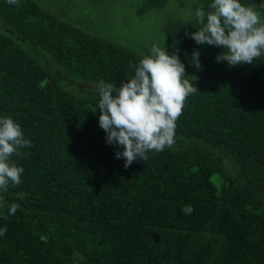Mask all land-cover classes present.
I'll return each instance as SVG.
<instances>
[{
    "label": "trees",
    "instance_id": "trees-1",
    "mask_svg": "<svg viewBox=\"0 0 264 264\" xmlns=\"http://www.w3.org/2000/svg\"><path fill=\"white\" fill-rule=\"evenodd\" d=\"M198 2L211 10L213 0ZM240 2L264 15V0ZM199 27L196 18L164 26L160 47L179 49L198 90L174 143L125 169L99 127L96 85L130 79L151 47L87 34L34 0H0V117L32 141L11 157L21 184L0 193V264H264V54L217 63L222 46L185 35ZM194 49L202 69L190 63Z\"/></svg>",
    "mask_w": 264,
    "mask_h": 264
},
{
    "label": "clouds",
    "instance_id": "clouds-1",
    "mask_svg": "<svg viewBox=\"0 0 264 264\" xmlns=\"http://www.w3.org/2000/svg\"><path fill=\"white\" fill-rule=\"evenodd\" d=\"M208 8V12L203 7L196 10L200 27L185 35L197 45L222 46L224 51L217 55V63L227 62L230 67L253 64L264 54V22L254 6L240 0H213ZM200 56V51L194 49L190 57L197 69H202ZM130 67L135 68L134 75L119 85L103 80L96 85L99 127L106 133V143L117 146L116 158L124 160L125 169L138 160L146 161L150 151L162 152L174 143L176 122L185 100L198 90L187 78L179 49L170 52L153 44L150 53ZM31 146L20 123L11 116L0 117V193L21 184L24 168L11 157ZM25 195L18 193L16 199L23 200ZM19 207L17 203L8 205L9 214L14 215ZM182 211L190 215L194 208L186 205ZM6 231L0 228V236Z\"/></svg>",
    "mask_w": 264,
    "mask_h": 264
},
{
    "label": "rangeland",
    "instance_id": "rangeland-1",
    "mask_svg": "<svg viewBox=\"0 0 264 264\" xmlns=\"http://www.w3.org/2000/svg\"><path fill=\"white\" fill-rule=\"evenodd\" d=\"M34 1L83 32L136 52L153 44L160 46L165 38L164 26L176 18H196L199 3V0H169L161 8H146L145 0ZM259 14L264 22V15ZM36 56L44 57L41 53ZM80 86L83 91L93 88L89 83Z\"/></svg>",
    "mask_w": 264,
    "mask_h": 264
}]
</instances>
